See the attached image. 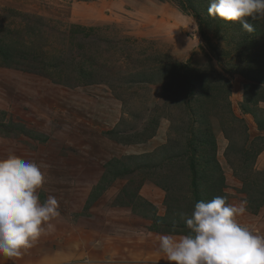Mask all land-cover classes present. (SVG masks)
<instances>
[{
  "label": "rangeland",
  "instance_id": "1",
  "mask_svg": "<svg viewBox=\"0 0 264 264\" xmlns=\"http://www.w3.org/2000/svg\"><path fill=\"white\" fill-rule=\"evenodd\" d=\"M209 3L0 0V37L13 48L0 64V159L47 165L37 195L56 197L61 213L0 264H97L119 220L135 222L122 236L143 221L120 203L135 193L168 209L161 229L184 230L194 185L204 202L246 201L238 223L264 236V20L248 18L247 33L209 16ZM204 133L193 185L187 143ZM106 170L118 176L89 203Z\"/></svg>",
  "mask_w": 264,
  "mask_h": 264
},
{
  "label": "clouds",
  "instance_id": "2",
  "mask_svg": "<svg viewBox=\"0 0 264 264\" xmlns=\"http://www.w3.org/2000/svg\"><path fill=\"white\" fill-rule=\"evenodd\" d=\"M208 14L238 23L254 32L252 21L264 20V0H210ZM38 165L16 155L0 159V258L13 260L31 249L52 221L61 216L56 197L39 200L45 177ZM246 201L229 204L223 196L199 201L188 216L181 212L187 233L159 237V251L168 264H264V236L238 223Z\"/></svg>",
  "mask_w": 264,
  "mask_h": 264
},
{
  "label": "crops",
  "instance_id": "3",
  "mask_svg": "<svg viewBox=\"0 0 264 264\" xmlns=\"http://www.w3.org/2000/svg\"><path fill=\"white\" fill-rule=\"evenodd\" d=\"M154 193L157 198V201H160V203H164L165 196L163 195L161 199L160 190H157ZM137 195L142 198H140V200H143L144 204L151 205L155 209V215L151 217L149 215L151 213L150 208L147 209V212L144 209V206L142 207V205L123 206L126 209L128 207L130 210L133 211H130L132 218H138L140 220L143 219V221L134 226L135 230L132 229L128 232L127 235L122 236L121 234L123 230L124 234H126V230H128L127 228H131L135 224V222H133L132 220H119L117 222L118 229L114 231L115 234L113 235V237L106 239V243H103L106 248L103 247L100 254L94 255V258L98 259L96 260L97 264L103 263L102 261H100V258L104 259V257H109L107 256L109 251L108 249L111 248L113 244H116V246L121 249L118 250L117 253H113L110 255V261L107 262L108 264H168L166 257L159 251V237L161 235L171 233L154 231L150 229V227L155 224L153 218H164L165 213L164 211L162 212L160 209H158V205L156 202L152 203V201H148L140 194ZM139 214H141V216ZM132 222L133 225H131ZM116 234H118V237H116ZM173 235L177 237L180 236L176 234ZM103 245L101 244V246Z\"/></svg>",
  "mask_w": 264,
  "mask_h": 264
},
{
  "label": "trees",
  "instance_id": "4",
  "mask_svg": "<svg viewBox=\"0 0 264 264\" xmlns=\"http://www.w3.org/2000/svg\"><path fill=\"white\" fill-rule=\"evenodd\" d=\"M12 51H13L12 46L8 45V44H3L2 38L0 37V62H1L0 64L1 65L5 66V67L10 65L11 59H12L11 58L12 57V55H11ZM77 74H78V77H81V76L84 77L86 75V71L79 69L77 71ZM4 125L5 124L2 125V123H0V128L4 127ZM203 135L202 134H194V136L193 135H192V137L190 136V139L187 143V152L189 153L188 157L190 160V177H191L193 185L198 180L197 171L194 170V167H196V165H197L196 161L200 157V152H201L200 150L203 149L204 146L208 145V143H206V140H202V139H205L207 137V140H210V136H208L205 133ZM201 159H202V155H201ZM115 163H117L120 166V164H119L120 160L119 159H117L115 161ZM107 172H108V170H106V172L103 173L102 178L100 180V183L91 189V191L89 193V197H88L89 203L92 202V200L95 199V197H97L99 195V193H100L99 190H103V188H105L115 177L118 176V175L117 176H114V175L110 176V174H108ZM199 179H200V177H199ZM192 189H193V192L195 193V195L193 197L194 199H192V202H193L192 206L194 207L196 202H199L202 200L200 199V197L197 196L196 185H194V187ZM120 198H121V196L119 197V201H120ZM164 202L167 204L166 200H164ZM120 203L122 205H126V206H130L133 203H136V205H140V204L143 205L144 204L143 200H140V197L136 193L134 194L133 199L130 201V203L125 204V202H123V201H120ZM136 205H134V206H136ZM148 206L150 207V212H151L149 215L151 217H153L155 215V209L151 205H148ZM169 215L170 214H169V211L167 209L166 215L164 218H159V219L153 218V220L155 221V224H153V226H151L150 229H152L154 231H161V232L171 233V234H176V235L186 234L188 230H187V228L183 230L182 224H181V226H179L178 230L173 229L169 225L166 227L164 226L161 229V225H162L163 221H164V223H167L166 217Z\"/></svg>",
  "mask_w": 264,
  "mask_h": 264
}]
</instances>
